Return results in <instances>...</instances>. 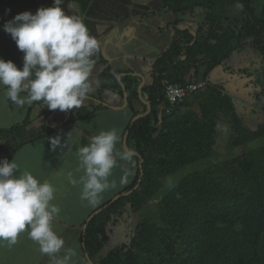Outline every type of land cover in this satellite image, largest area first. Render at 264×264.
Segmentation results:
<instances>
[{
  "label": "crops",
  "instance_id": "crops-1",
  "mask_svg": "<svg viewBox=\"0 0 264 264\" xmlns=\"http://www.w3.org/2000/svg\"><path fill=\"white\" fill-rule=\"evenodd\" d=\"M225 1L214 0V7L220 11ZM253 1L250 0V5L254 16L258 17L264 0L259 10L254 7ZM70 2L72 0H64L61 6L65 13L78 15L99 43L98 53L103 62L94 65L92 78L95 80L108 66L111 70L121 71L119 75L126 71L133 73L140 78L142 85H149L152 81V61L169 45L173 27L183 25V15L167 10L164 0H74L75 9L68 8ZM53 3L54 0H0V58L11 60L22 68L23 53L10 34L3 30V25L20 12L35 13L38 7H50ZM175 19L180 21L175 24ZM220 73L222 71L216 66L207 78L214 82L217 79L215 76H220ZM99 88L100 84H94L93 91L80 107L91 110L90 114L82 119L67 121L70 111L75 112L79 108L49 110L44 103L36 102L18 106L7 99L0 87V159H13L21 173L28 171L39 181L47 180L54 187L55 199L52 203L60 208V213L54 217L51 227L65 241L60 252L49 256L42 253L39 244L24 231L18 235L15 244L0 241V264H52L54 258H63L68 250L74 252L68 264H97L105 255L102 249L92 258L84 254L82 236L86 222L106 201L123 194L120 192L133 183L137 174L136 156L134 154L131 161L118 160L109 177L110 181L115 180L116 187L102 192L99 203L93 206L80 198L82 185L79 180L84 172L77 152L90 142L92 136L113 128L120 135L116 150H129L126 126L133 120L135 112H142L144 104L136 101L131 109L124 98L114 91L99 93ZM20 95L24 97L26 93ZM96 105L99 106L93 109ZM24 120L27 122L22 125ZM49 128L52 130L48 131ZM54 136L60 137L61 146L53 150L50 140ZM19 170H14L15 174ZM125 172L127 182L121 184ZM72 180L77 183L73 184Z\"/></svg>",
  "mask_w": 264,
  "mask_h": 264
},
{
  "label": "rangeland",
  "instance_id": "rangeland-1",
  "mask_svg": "<svg viewBox=\"0 0 264 264\" xmlns=\"http://www.w3.org/2000/svg\"><path fill=\"white\" fill-rule=\"evenodd\" d=\"M233 2L226 0L220 11L209 0L179 12L183 15V25L178 29L191 35L190 45L194 43L189 56L203 58L204 52L198 51V45H204L206 41L213 43L214 35L227 38L231 49L223 63L217 65L222 74L216 75L214 82L207 76L215 67L204 77L206 66H201L193 80L204 81L203 87L173 105L164 103L160 106L158 131L150 148L146 176L136 185L133 203H126L109 215L105 225L109 239L102 253L106 254L116 244L127 243L126 264H190L186 263L189 258L182 254H185L186 242L189 244L194 238L189 239L182 222L179 224L178 219L170 221L165 214L162 207L165 195L177 185L185 187L190 174L221 188L211 211L218 210L222 202L236 199L237 194L239 205L253 194L250 183L239 178L237 171L243 155L264 145V129H261L264 127V96L251 76L226 73L223 64L234 70L256 69L264 67V61L258 47L260 39L254 35L252 26L249 27L251 33L237 37L239 33L245 34L246 19L236 12ZM253 5L259 10L262 0H254ZM229 46L221 43V47L229 49ZM143 110L144 106L141 107ZM195 122L203 128L210 125V137H199L203 131ZM242 130L250 135L241 144L235 142V137ZM184 139L189 147L182 152L180 145ZM195 150H198V159L185 165L174 164L181 159L179 157L194 154ZM166 158H169L167 163ZM170 161L173 166L168 167ZM221 197L224 198L221 200ZM235 228L239 226L235 225ZM168 240L175 242L173 253L166 250Z\"/></svg>",
  "mask_w": 264,
  "mask_h": 264
},
{
  "label": "trees",
  "instance_id": "trees-1",
  "mask_svg": "<svg viewBox=\"0 0 264 264\" xmlns=\"http://www.w3.org/2000/svg\"><path fill=\"white\" fill-rule=\"evenodd\" d=\"M210 1L214 5V0ZM164 2L165 8L171 10L175 15L181 11L183 12L185 7L196 4L191 0H164ZM233 3L236 5V12L246 19L243 28L245 34L239 33L237 37L251 33L249 27L252 26L254 35L260 39V46L258 47L262 51L264 61V41H262L264 38V1L258 17L253 14L250 0H234ZM177 22L178 20L175 19L174 23ZM213 39L215 40L213 43L206 41L204 45H198V51L204 52L203 58H192L188 55L194 45V43L190 45L191 35L183 34L174 26L169 45L152 61V81L149 85H142L140 89L141 98L149 102V110L144 104L143 112L134 113V116H140L133 119L126 126L127 148L140 156V158L136 156V178L120 193L130 192L118 194L113 200L106 201L96 213L88 218L82 236L83 251L88 258H92L108 242L109 236L105 225L109 221V215L115 213L124 204L133 203L135 191L137 190L134 186L138 185V179L141 181L146 176L150 148L155 142L158 131L156 123L159 119V108L164 103H168L164 98L165 86L167 84L182 85L189 80H193L198 68L201 66H206L205 77L210 70L222 64L223 59L228 56L231 48L227 38L214 35ZM221 43L228 45L229 49L221 47ZM183 55L185 56L184 59L182 58ZM94 59L95 64L103 62V58L98 52ZM223 70L226 73L251 76L254 84L259 87V93L264 96V67L256 69L245 67L234 70L223 64ZM120 73L119 70H111L108 66H105L98 76L100 81L98 92L112 90L123 97L125 91L127 105L133 109L134 102H142L137 92L140 78L126 71L117 79L116 76ZM35 102L38 104L43 103L42 101ZM98 106H93V109ZM90 112L91 110L84 107L77 109L75 112L70 111L67 121L85 118ZM26 122L27 120H24L22 125ZM195 125L199 126L200 124L195 122ZM209 127L210 125L205 128L199 126L198 129L203 132L201 131L202 134L198 136L207 139L211 135ZM261 129H264V127ZM51 130L52 128L48 129V131ZM259 132L261 133V131ZM249 135L250 133L246 134L242 130L236 135L235 142L242 144ZM197 141L199 144L201 143L200 140ZM204 145L206 144L204 143ZM180 147L183 148H179L182 152L186 151V148L189 147L188 141L184 139ZM179 158L181 159L176 161L175 165L178 163V165H185L193 162L198 159V150H195L194 154L190 153L188 156ZM140 160L141 168L138 167ZM168 160L169 158H166V163ZM170 166H173L171 161L168 167ZM237 176L250 183L253 193L247 196L246 200L240 205L239 194H237L236 199L222 202L218 210L211 211L210 207L217 202L221 188L196 174L187 176L185 187L177 185L168 195H165L162 206L165 209V214L169 216L170 221L178 219L179 224L182 222L189 239L194 238L193 242L189 241V244L186 242L185 254H182V256L189 258L186 263L264 264V145H260L254 150L251 149L246 155L242 156ZM141 185L140 182L139 188ZM223 198L221 197V200ZM235 225H238L239 228L236 229ZM127 245V243H121L111 247L97 264H126L129 253ZM174 245L175 242L168 240L165 246L166 250L173 253ZM187 253L188 255H186Z\"/></svg>",
  "mask_w": 264,
  "mask_h": 264
},
{
  "label": "clouds",
  "instance_id": "clouds-1",
  "mask_svg": "<svg viewBox=\"0 0 264 264\" xmlns=\"http://www.w3.org/2000/svg\"><path fill=\"white\" fill-rule=\"evenodd\" d=\"M63 4L64 0H54L50 7H38L35 13L20 12L3 25L23 53L22 68L0 58V87L7 99L18 106L42 101L49 110L80 108L93 85L100 83L92 78L98 40L78 15L65 13ZM75 7L74 0L68 3V8ZM22 92L26 96L21 97ZM54 137L50 140L53 150L61 146L60 137ZM119 140L120 135L113 128L100 131L78 149L84 172L79 180L81 200L95 206L102 192L116 187L115 180H109L112 170L118 160L131 161L134 155L129 150H116ZM14 170H19V165L13 159H0V241L15 244L18 235L27 231L42 253L53 256L65 245L51 227L60 213V208L52 203L55 189L28 171L15 174ZM126 176L127 172L121 184L127 182ZM72 255L74 252L68 250L63 258H54L52 264H68Z\"/></svg>",
  "mask_w": 264,
  "mask_h": 264
},
{
  "label": "built area",
  "instance_id": "built-area-1",
  "mask_svg": "<svg viewBox=\"0 0 264 264\" xmlns=\"http://www.w3.org/2000/svg\"><path fill=\"white\" fill-rule=\"evenodd\" d=\"M205 85L202 80H189L185 84H167L164 90L165 100L173 105L179 102L187 94L199 90Z\"/></svg>",
  "mask_w": 264,
  "mask_h": 264
},
{
  "label": "water",
  "instance_id": "water-1",
  "mask_svg": "<svg viewBox=\"0 0 264 264\" xmlns=\"http://www.w3.org/2000/svg\"><path fill=\"white\" fill-rule=\"evenodd\" d=\"M131 74H133V73H131ZM119 77H120V75H119ZM121 85H122V84H121ZM122 87H123V85H122ZM141 87H142V82H140V84H139V86H138V88H137V92H138V95H139V99L143 102V104L146 105V107H147L148 110H149V102H148L147 100H145V99H142L141 96H140V91H141L140 89H141ZM123 98H124V102L126 103V102H127V99H126V93H125V91L123 92ZM148 110H147V111H148ZM138 116H140V115H135L133 119H135V118L138 117ZM135 156H137V157L140 158L139 155H136V154H135ZM138 167L141 168V160L139 161ZM138 182H139V179H138ZM136 185H137V184H136ZM136 185H135L134 187H136ZM128 192H130V191H128ZM128 192H125V193H123V194H127ZM116 197H117V196H116ZM94 213H95V212H94Z\"/></svg>",
  "mask_w": 264,
  "mask_h": 264
}]
</instances>
